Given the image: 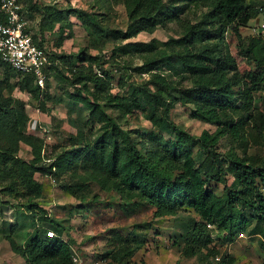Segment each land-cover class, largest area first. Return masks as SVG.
I'll return each instance as SVG.
<instances>
[{
  "label": "trees",
  "instance_id": "obj_1",
  "mask_svg": "<svg viewBox=\"0 0 264 264\" xmlns=\"http://www.w3.org/2000/svg\"><path fill=\"white\" fill-rule=\"evenodd\" d=\"M194 1L210 10L201 20L196 19V24L191 25L190 28L194 30L190 38L192 41L210 37L218 39L223 50L217 54L213 48L199 49L196 62L200 64L191 55L186 60L165 57L161 62L166 65L163 69L166 74L155 71L159 67V56L155 62H147L148 65L144 62L138 68V73L140 76L151 73V77L139 84L127 85L126 95L131 94V102L123 100L124 95L115 92L112 84L117 75L115 70L122 72L123 68L114 67L113 64L109 68L88 66L86 63H99L102 58L87 54L84 49L71 54H60L49 49L51 64L45 68L47 78L44 86L37 83L34 75L22 76L8 68L12 77L18 79L14 84L29 89L39 101V107L45 106L47 100L52 98L48 82L50 76H57L58 81L62 82L61 86L65 82L69 89L73 87L74 89L66 90L69 97L80 103L81 110L85 107L91 110L87 120L83 116L79 117L82 125L86 122L88 124V121L93 125L99 124L100 115L96 114L95 108L100 109L101 115L107 112L99 104L103 99L120 103L124 115H130V107H142L144 114L154 121L156 129L148 132V141L154 143L150 153L144 152L139 146L146 142H135L128 129L121 126L125 120L117 122L110 117L108 123H112L111 129L104 130L99 141L87 142V133L82 126L78 127L76 134L72 136L71 146L56 152L51 162L47 164L43 161L37 169L41 173H47L56 167L54 173L71 172V177L76 178L77 182L68 186L73 191L80 190L79 198L82 200L89 199L92 193L89 188L92 180L89 178H93L104 189L112 183V188L122 196H130V200L137 201L135 204L155 205L160 216L174 215L180 208H189L198 216V221L189 215L185 228L176 236L173 245L186 256L197 255L205 259L218 253L211 245L213 239L208 231V223L223 230L229 240L238 238L245 231H250V227L253 229L261 224L259 234L263 239L259 238L258 242L264 246V162H256L252 160L254 158H241L234 151L236 145L247 149L250 138H254L256 142L259 141L255 139L257 137L264 139V39L258 36L247 45L243 42L242 29L256 16V10L246 0ZM24 9L27 11L25 7ZM48 18V12H44L42 22ZM156 19V15L144 16L143 23L138 28L134 31L126 30L125 38L136 35L143 27H150ZM214 25L217 27L214 28ZM207 27H211L213 33L208 30L202 35ZM42 30L39 36L34 35V39L44 46ZM183 40L184 38L173 41L181 45ZM153 45L157 46L156 43ZM153 45L149 44V53L155 51ZM194 48L197 50L199 47ZM0 64L4 65L2 61ZM125 67L134 70L133 66ZM173 74H182V78L187 75L196 83L190 87L173 84L170 81L173 80ZM208 74L213 75L214 79L218 78L219 82H199L200 77ZM9 76L8 73V78ZM222 76H228L229 80L222 82ZM9 86L15 87L11 84ZM257 93L261 94L262 100L255 107ZM239 101L241 104L238 106ZM176 102L193 104L192 117L217 124L215 132L204 130L196 136L177 124L172 117ZM13 103L11 96L0 94V132L5 133L4 137L11 144L13 142L10 138L16 143L23 141L31 145L34 151L38 150L40 147H37L36 136L24 131L27 118L23 108H18ZM250 110L253 113L244 117ZM230 113L242 116L233 121ZM162 130L175 131V138H164ZM119 136L127 144V149L119 145L116 139ZM221 138L226 139L229 146L228 149L221 150L225 154L224 160H230V164L225 167L220 166L219 149L223 145ZM196 146L199 148L195 154ZM11 149L13 150L12 147ZM0 158L3 166L14 161L18 169H23L21 162L16 161L14 156L7 158L0 154ZM196 160L201 162L202 169L195 168ZM231 175L237 178L233 187L227 183ZM20 179L28 185L30 191L37 192L36 194L43 191L44 184L33 179L24 170ZM210 179H218L224 185L222 193L218 195L207 188ZM248 211L251 216L247 214ZM48 222L54 231L47 233L42 230V233L32 239L25 252L27 264H72L74 250L61 236L64 230L61 220L49 217ZM123 247L126 248L124 253L118 250L110 256L119 263L122 262L121 257L130 253L128 246ZM232 263L233 258L220 262Z\"/></svg>",
  "mask_w": 264,
  "mask_h": 264
},
{
  "label": "rangeland",
  "instance_id": "obj_2",
  "mask_svg": "<svg viewBox=\"0 0 264 264\" xmlns=\"http://www.w3.org/2000/svg\"><path fill=\"white\" fill-rule=\"evenodd\" d=\"M246 1L255 10L262 2V0ZM20 2L28 11L31 34L39 36L43 29L41 37L44 38V47L48 51L53 49L60 54H71L84 49L87 54L102 58L99 63L93 61L86 63L88 66L109 68L110 64H113L114 67H122V72L115 70L117 75L112 80V84L115 92L124 95L125 101L132 100L131 94L126 95L127 85L139 84L151 77V73L141 76L138 73V68L144 62L145 64L151 60L155 62L159 56V67L155 71L166 74L163 72L166 65L161 62L165 57L186 60L191 55L196 62L199 49L213 48L217 54L223 50V45L218 39H210V37L192 41L190 38L194 30L190 28L191 25L196 24V19L202 18L210 10L209 7L199 5L194 0H20ZM44 12H48L49 18L42 22ZM155 15L157 19L149 25L150 27H143L144 29L136 35L125 38V32L138 28L143 23L144 16ZM258 23L259 20L254 17L242 29L245 45L255 39L254 37L259 38L253 33V27ZM216 27L214 25V28ZM208 30L213 33L211 27H207L202 35ZM181 38H184V43L181 45L173 41ZM260 39L263 40L264 37ZM152 43H156L157 46ZM149 44L155 47L153 53L147 51ZM195 46L199 48L196 50ZM79 66H81L80 62ZM125 66H133L134 70ZM10 72L7 65L0 64V94L11 96L13 105L23 108L27 118L24 131L36 136L37 147L40 148L34 151L31 145L23 141L16 143L10 138L13 142L11 144L4 137L5 133L0 132V154L7 158L14 156L23 166V169H18L14 161L3 166V162L0 161V264H27L25 252L32 239L42 233V230H46L47 233L54 231L48 222L49 217L61 220L64 226L61 236L79 255L81 264H126L127 262L130 264H220L228 258L234 259L232 264H264V246L259 245L258 242L259 238L263 239L259 234L261 224L254 226L253 229L250 227V231H245L233 240H229L223 230L218 229L215 224H207L213 239L211 245L218 253L205 259L197 255L186 256L173 245V242L185 228L189 215L198 221V216L189 208H180L174 215L160 216L156 212L155 205L135 204L137 201L130 200V196H122L112 188V183L104 189L93 178H89L92 180L89 185L92 193L89 199L82 200L79 198L80 190L73 191L68 186L77 182L76 178L71 177V172L54 173L55 167L53 171L47 172L48 174L41 173L37 168L44 163L43 161L48 164L54 159L56 152L71 146L72 136L76 134L78 127L84 128L87 142L99 141L103 131L111 129L112 123H108L110 117L117 122L125 120L121 126L128 129L135 142H146L145 145L139 146L144 152L150 153L154 143L148 141L150 135L148 132L156 131L155 124L144 114L142 107H130V115H124L120 103H114L116 101L112 99H103L99 104L107 112L101 115L100 109L95 108L96 114L100 115L99 124L93 125L88 121V124L86 122L82 125L79 117L83 116L87 120L91 110L86 107L81 110L80 103L69 97L66 90H71L73 87L69 89L65 82L61 86L62 82L58 81L57 76H50L48 82L52 98L45 102V106L39 107V101L29 89L14 84L18 79L12 77ZM181 76L182 74H173L171 77L173 80L170 81L187 87L196 83L187 75H184L186 78ZM220 78L222 82L229 80L228 76ZM200 81L217 83L219 79H214L213 75L208 74L200 77ZM9 84L15 87H10ZM234 89L236 90V87ZM260 95L257 93L255 107H258L260 99L262 100ZM240 104L239 101L238 106ZM193 107L194 105L189 102L185 105L176 102L172 111L176 123L196 136L204 130L215 132L217 124L192 117ZM249 113H253V110L245 113L244 117ZM230 114L233 121L242 116L239 113ZM162 134L164 138H175V131L162 130ZM116 139L121 148L127 149V144L121 136ZM255 139L259 141L250 138L247 149L236 145L234 151L241 158H254L252 160L256 162H264V139L258 137ZM220 142H223L219 149L220 166L225 167L230 164V160H224L225 154L221 150L228 149L229 146L226 144L228 143L226 139L221 138ZM198 148V146L194 148L195 154ZM194 166L196 169H202L199 160H196ZM22 170L44 184L40 194L30 191L28 185L20 179ZM227 183L229 186H235L236 177L234 179L233 175L229 176ZM207 188L219 195L224 185L218 182V179H210ZM247 214L250 215V211ZM128 241L129 243H126ZM123 246H128L130 253L121 257L122 262L119 263L110 256L118 250L124 253L126 248ZM217 255L220 260H216Z\"/></svg>",
  "mask_w": 264,
  "mask_h": 264
},
{
  "label": "built area",
  "instance_id": "obj_3",
  "mask_svg": "<svg viewBox=\"0 0 264 264\" xmlns=\"http://www.w3.org/2000/svg\"><path fill=\"white\" fill-rule=\"evenodd\" d=\"M258 11L259 23L253 31L264 36V0ZM0 61L22 76L34 75L39 85H45L49 53L31 34L28 12L19 0H0ZM79 259L74 253L72 264H81Z\"/></svg>",
  "mask_w": 264,
  "mask_h": 264
},
{
  "label": "clouds",
  "instance_id": "obj_4",
  "mask_svg": "<svg viewBox=\"0 0 264 264\" xmlns=\"http://www.w3.org/2000/svg\"><path fill=\"white\" fill-rule=\"evenodd\" d=\"M261 3H262V2H261ZM261 3H260V4H261ZM260 4H259V5H260ZM259 5L256 6V16H255V18H257V19H258V17H259V11H258V6H259ZM253 29H254V27H253ZM253 33L255 34L254 31H253ZM255 35H256V36H260V37H264V36H261V35H258V34H255ZM234 179H235V175H234ZM236 180H237V178H236ZM228 185H229V184H228ZM263 191H264V190H263ZM208 224H212V223H208ZM74 253H76V251L73 252V254H74ZM216 260H220V257H219L218 255L216 256Z\"/></svg>",
  "mask_w": 264,
  "mask_h": 264
}]
</instances>
